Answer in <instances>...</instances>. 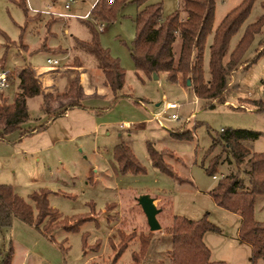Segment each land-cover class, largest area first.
Segmentation results:
<instances>
[{
    "label": "rangeland",
    "instance_id": "1",
    "mask_svg": "<svg viewBox=\"0 0 264 264\" xmlns=\"http://www.w3.org/2000/svg\"><path fill=\"white\" fill-rule=\"evenodd\" d=\"M95 1L25 0V14L18 4L20 0H0V60L4 57L3 67L14 78L8 88L0 90V96L11 100L17 91L16 75L20 67L25 64L37 68L47 66L48 56L58 58L60 68L69 66L75 59L81 62L89 71L91 86H95L91 91H98L101 72L97 69L96 59L74 42L76 37L89 40L87 22L98 29L100 45L124 69L123 92L126 94L113 103L111 95L97 103L91 101L95 107H107L103 111L72 109L58 116L41 132L19 140L16 130L6 140H0V185L10 186L31 205L30 194L47 188L52 191L48 195L50 206L62 217L90 213L93 218L81 224L75 232L53 231L51 241L36 228L14 217L9 227L0 228V248L6 250L12 245V264H171L168 251L172 242L165 229L171 225L172 217L178 215L197 220L206 214L207 219L220 229V233L210 231L207 237L214 253L225 256L227 259L222 260L228 264H232L230 261L263 264L262 260L251 261V252L246 246H238L237 250L233 248L237 245L240 220L211 199L209 191L216 186L218 179L214 180L206 169L211 159L221 152L219 145L210 147L212 136L222 130L243 128L260 132L256 140L247 144L253 151L264 153V110L257 111L251 105L252 101L264 103V55L255 59L256 51L264 42V24L242 58L243 61L255 60L231 74L224 104L208 108L203 107V102L190 87L169 82L164 73L155 78L135 69L129 49L135 36L136 4L126 2L116 12L114 21L101 22L103 27L99 29L95 20L84 17ZM181 1L149 0L161 3L163 17L177 10ZM240 1L216 0L212 33L208 36L204 54L205 69L214 29ZM261 1H254L250 14L231 37L225 59L245 27L264 14ZM65 3L70 4L69 9L64 8ZM59 11L69 16L61 18L54 13ZM40 102L39 96L28 99L31 121L41 116ZM166 102L178 103L179 108L166 111ZM151 112L163 125L153 118ZM172 113L179 118L167 119ZM125 121L130 127L125 128ZM184 123L190 128L196 125L192 139H178L170 134L172 128ZM119 142L131 147L145 168L144 173H120L112 156L113 147ZM147 143L159 151L173 153L165 159L181 181L151 165ZM231 166L221 160L215 175H225ZM92 171L98 175L90 181ZM142 195L163 197L155 204L160 208L156 216L160 224L158 231L149 230L138 201ZM254 219L264 222V196H258L254 204ZM120 234L134 236L126 241ZM141 238L148 242L144 254H139ZM98 239L101 245L96 250L94 245ZM125 242L126 249L115 261V253ZM131 254L137 255L136 261Z\"/></svg>",
    "mask_w": 264,
    "mask_h": 264
},
{
    "label": "trees",
    "instance_id": "2",
    "mask_svg": "<svg viewBox=\"0 0 264 264\" xmlns=\"http://www.w3.org/2000/svg\"><path fill=\"white\" fill-rule=\"evenodd\" d=\"M25 0L18 3L25 14ZM255 0H241L230 9L213 31L208 45L207 69L204 67V54L208 36L212 33L216 0H182L179 8L166 17L162 16L161 3H150L148 0H96L91 7L89 17L95 21L110 23L115 19L116 12L126 2L137 5L138 11L134 18L135 36L129 49L130 57L137 71L146 76L164 73L169 82L182 87H190L194 95L201 100L203 107H214V104H224L230 76L242 65L248 67L260 55H264V42L260 44L253 61H243V55L264 24V14L248 24L240 39L228 54L229 41L240 29ZM264 9V0L261 1ZM90 31L89 40L75 39V46L81 47L91 54L97 62V68L102 72L103 84L109 87L113 97L112 103L122 95L125 84V71L119 62L113 58L107 49L99 42L98 29L87 22ZM76 60V59H75ZM70 66H80L76 61ZM3 67L4 57L0 60ZM17 91L11 100L0 96V140L16 131L30 120L27 100L41 96L40 110L47 119L40 124L20 131V139L24 136L41 132L58 116L69 109L86 108L83 103L82 86L78 76H75L67 92L60 94L43 93L30 66L25 64L16 75ZM11 78V77H10ZM129 97V96H128ZM257 110H264L262 101H252ZM104 108H102L103 110ZM185 123L172 128L170 134L178 139H192L193 129ZM260 132L236 128L222 130L217 136H212L211 149L219 145L220 154L214 156L208 174H215L217 164L223 160L232 165L209 194L214 203L227 211L240 216L238 239L251 246V261L261 259L264 263V222L254 219V204L257 196H264V153L253 151L247 142L256 140ZM147 153L151 165L170 175L177 181L182 179L172 170L165 159L172 156L171 151L157 150L147 143ZM112 156L120 173H144L145 168L135 157L129 145L121 142L114 146ZM224 156V158H222ZM51 190L41 188L30 194L33 205L19 197L8 185H0V228L9 227L12 218L36 228L47 239L53 240L52 233L57 229L66 232L78 231L81 224L91 221L90 213L73 217H62L50 206L48 195ZM165 231L171 237V249L168 251L171 264H228L225 261H212L210 250L203 241L206 232H220V229L207 219L205 214L197 220L174 215L172 223ZM120 236L130 241L132 234ZM141 238L139 254H144L148 242ZM98 239L94 246L99 249ZM86 248L84 241L83 249ZM123 243L115 253L116 261L123 250ZM13 247L0 248V264H12ZM134 261L137 255L132 254Z\"/></svg>",
    "mask_w": 264,
    "mask_h": 264
},
{
    "label": "crops",
    "instance_id": "3",
    "mask_svg": "<svg viewBox=\"0 0 264 264\" xmlns=\"http://www.w3.org/2000/svg\"><path fill=\"white\" fill-rule=\"evenodd\" d=\"M148 2H149V0H148ZM95 3V2H94ZM93 3V4H94ZM150 3H152V2H150ZM66 4V3H65ZM65 4H64V8L65 9H69L70 8V6H69V8H66L65 7ZM93 4H92V6H93ZM91 6V7H92ZM138 11V8H137V10H136V12ZM55 14H65L64 16H61V18H67L69 15L66 13V12H62V11H59V12H54ZM90 13V12H89ZM89 13H88V15H85L84 17L85 18H89ZM67 14V15H66ZM77 39H79L78 37H76ZM66 56H68V54H66ZM48 57H50V56H48ZM77 62V61H76ZM80 66H67V67H64V68H60V64L58 65V66H56V67H54V68H50V67H48V66H44V67H36V66H34V65H31V64H29V66H30V68H31V70L33 71V73H34V75H35V77H36V79H37V81L39 82V84H40V87H41V89L43 90V93L44 94H46V93H52V94H54V95H56V94H60V93H65V92H67V90H68V88H69V84H70V82H71V80L75 77V76H78V79H79V82H80V84H81V86H82V92H83V99H82V103H83V105L86 107V108H74V109H81V110H90V111H96V112H99V111H103L104 109H106L107 107H102V108H104L103 110H102V108H100V107H95V106H93V105H91V101L93 102V101H96L95 103H97V102H100V101H103V100H105L107 97H108V95H111V99H112V97H113V95H112V93H111V91H110V89H109V87H107V86H105L104 84H103V75H102V72H101V85L100 86H97L98 87V91H91V88H93L94 89V87L95 86H91V84H90V80H89V77H88V70L86 69V68H84V66H82V64H81V62H77ZM24 66V65H23ZM23 66H21L20 67V69L23 67ZM19 69V70H20ZM82 69V70H81ZM18 70V71H19ZM18 71H17V73H18ZM79 72V75H76L77 73ZM159 74H161V73H159ZM159 74L155 77V78H158V76H159ZM13 77H12V83H13ZM11 83V84H12ZM101 87H103V88H101ZM124 87V86H123ZM122 93L123 94H125L124 92H123V88H122ZM40 97V99H41V96H39ZM198 99V98H197ZM27 104H28V100H27ZM40 104H41V102H40ZM70 110H72V109H69V110H67L66 112H65V114H67L68 113V111H70ZM41 111V110H40ZM65 114H63V115H65ZM151 114H152V112H151ZM60 116H62V115H60ZM57 118V117H56ZM55 118V119H56ZM47 119V115L46 114H43L42 112H41V116L39 117V118H37L36 120H33V121H31V120H28L27 122H25V123H23L22 125H21V130H24V129H27V128H31V127H34V126H36V125H38V124H40L41 122H43V121H45ZM54 119V120H55ZM53 120V121H54ZM125 124H124V126H125V128H127V127H130L129 126V122L128 121H125L124 122ZM21 130H17L18 132H19V134H20V131ZM19 140H20V136H19ZM119 143H121V142H119ZM124 143V142H123ZM118 144V143H117ZM114 148V147H113ZM131 148V147H130ZM96 175H98V173L96 172V171H92V174L89 176V179H90V181H92V179L94 178V176H96ZM215 180V179H214ZM50 193H52V191L50 192ZM211 197V196H210ZM153 198V201H154V203L155 204H157V202L159 203V202H161L162 201V198L163 197H161V196H153L152 197ZM257 198H258V196L256 197V199H255V202H256V200H257ZM212 199V198H211ZM111 204V203H110ZM115 206H116V204L115 203H113ZM108 205V204H107ZM106 205V206H107ZM105 206V207H106ZM158 209H160V208H158ZM159 212H160V210H159ZM158 212V213H159ZM157 213V214H158ZM233 214H235L236 216H237V218L240 220V216L238 215V214H236V213H233ZM116 215H118L119 216V220H121L120 219V215L119 214H116ZM157 216V215H156ZM240 223V222H239ZM113 226L114 225H112L111 227H110V231L112 230V228H113ZM238 228H239V226H238ZM238 228H237V232H236V242H237V245H236V247H234L233 246V248L235 249V250H237V248H239L238 246H246L248 249H249V251L251 252V246L249 245V244H247V243H245V242H243V241H240L239 239H238ZM150 230V229H149ZM158 230H160V229H158ZM158 230H156V231H158ZM164 230V229H163ZM151 231V230H150ZM220 233V232H219ZM209 232H206V233H204V235H203V241H204V243L206 244V246L209 248V250H210V259L212 260V261H224V260H222V259H227V258H225V256H222V254H216V253H214L213 252V248H212V245L210 244V243H208L207 241V237H209ZM109 234H108V237L106 238V243H107V241H109L108 239H109ZM127 247V246H126ZM126 249V248H125ZM124 249V250H125ZM123 250V251H124ZM121 255V254H120ZM131 256H132V254H131ZM89 258H93V256H90ZM132 259H133V256H132ZM251 259V258H250ZM134 260V259H133ZM259 260H261V259H259ZM232 264H235V262H232V261H230ZM263 262V261H262ZM264 264V263H263Z\"/></svg>",
    "mask_w": 264,
    "mask_h": 264
},
{
    "label": "built area",
    "instance_id": "4",
    "mask_svg": "<svg viewBox=\"0 0 264 264\" xmlns=\"http://www.w3.org/2000/svg\"><path fill=\"white\" fill-rule=\"evenodd\" d=\"M74 1V0H73ZM113 0H108L109 3H111ZM70 4L69 3H66L65 4V7L66 8H69ZM60 16H64L65 14H59ZM96 22V25L98 26L99 29H102L103 27V23L101 22ZM46 64L48 67L50 68H54L56 66H58L60 64V60L58 58H55V57H47L46 58ZM10 72L8 69L4 68V67H1L0 66V90H4L6 88H8L11 83H12V77L10 78ZM179 108V104L178 103H175V102H166L165 103V110L168 111V110H177ZM153 118L155 120H157L159 122L160 125H163L162 121L159 119V117L155 114H152ZM167 119H172V120H177L179 117L176 113H172L170 115H167L166 117ZM188 120V118L186 119ZM224 174H220L219 176L218 175H212V178L217 180L221 177H223Z\"/></svg>",
    "mask_w": 264,
    "mask_h": 264
},
{
    "label": "water",
    "instance_id": "5",
    "mask_svg": "<svg viewBox=\"0 0 264 264\" xmlns=\"http://www.w3.org/2000/svg\"><path fill=\"white\" fill-rule=\"evenodd\" d=\"M156 77V75H153ZM139 204L146 216L147 224L151 231L160 229V224L156 218L159 209L156 207L153 198L148 195H142L138 199Z\"/></svg>",
    "mask_w": 264,
    "mask_h": 264
}]
</instances>
